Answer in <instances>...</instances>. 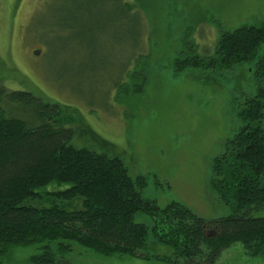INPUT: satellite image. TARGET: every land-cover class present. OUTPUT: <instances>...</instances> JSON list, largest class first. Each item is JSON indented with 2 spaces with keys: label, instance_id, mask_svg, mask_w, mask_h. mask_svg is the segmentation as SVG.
Listing matches in <instances>:
<instances>
[{
  "label": "rangeland",
  "instance_id": "1",
  "mask_svg": "<svg viewBox=\"0 0 264 264\" xmlns=\"http://www.w3.org/2000/svg\"><path fill=\"white\" fill-rule=\"evenodd\" d=\"M125 1L144 16L143 94L122 88L132 83L125 70L133 69L137 36L134 12L118 0H0V83L59 106L74 123L75 148L120 158L131 177L147 176L145 199L161 208L180 203L207 222L227 217L230 209L209 188L210 162L239 127L234 101L253 96L258 84L247 66L175 76L171 64L187 39L206 57L220 31L264 23V0ZM255 216L264 217V208ZM58 243L46 246L56 264H163L103 257L76 243L64 244L69 251L61 255ZM43 245L13 247L1 264H30ZM142 254L169 257L171 250L149 238ZM216 264H264V256L235 244Z\"/></svg>",
  "mask_w": 264,
  "mask_h": 264
},
{
  "label": "trees",
  "instance_id": "2",
  "mask_svg": "<svg viewBox=\"0 0 264 264\" xmlns=\"http://www.w3.org/2000/svg\"><path fill=\"white\" fill-rule=\"evenodd\" d=\"M118 4L134 12L137 36L133 69L125 70L132 83L122 88L140 95L148 80L141 52L144 16L125 0ZM183 46L184 55L171 64L175 76L186 69L247 66L258 84L253 96L234 101L239 127L210 162L209 188L231 214L207 222L177 202L159 207L142 195L147 176L133 178L122 159L72 146L74 123L59 106L0 83V264L13 247L43 244L44 252L30 264H56L46 247L54 242L61 255L69 251L64 244L76 243L103 257L163 264H216L235 244L251 257L264 256V217L255 216L264 208V56H258L264 23L220 31L214 53L206 57L188 39ZM149 238L171 255H143Z\"/></svg>",
  "mask_w": 264,
  "mask_h": 264
}]
</instances>
